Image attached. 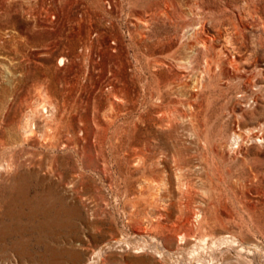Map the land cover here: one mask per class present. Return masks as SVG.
<instances>
[{"label":"rangeland","instance_id":"1","mask_svg":"<svg viewBox=\"0 0 264 264\" xmlns=\"http://www.w3.org/2000/svg\"><path fill=\"white\" fill-rule=\"evenodd\" d=\"M212 263L264 264V0H0V264Z\"/></svg>","mask_w":264,"mask_h":264},{"label":"bare ground","instance_id":"2","mask_svg":"<svg viewBox=\"0 0 264 264\" xmlns=\"http://www.w3.org/2000/svg\"><path fill=\"white\" fill-rule=\"evenodd\" d=\"M182 240H183V238H182ZM221 260L223 261V260H224V258H222V257H221L220 261H221ZM222 261H221V262H222ZM223 263H224V261H223ZM212 264H213V263H212Z\"/></svg>","mask_w":264,"mask_h":264}]
</instances>
